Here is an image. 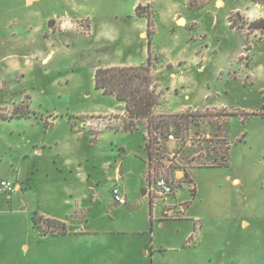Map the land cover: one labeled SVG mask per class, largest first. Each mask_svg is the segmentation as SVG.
I'll return each instance as SVG.
<instances>
[{
	"label": "rangeland",
	"instance_id": "374dc122",
	"mask_svg": "<svg viewBox=\"0 0 264 264\" xmlns=\"http://www.w3.org/2000/svg\"><path fill=\"white\" fill-rule=\"evenodd\" d=\"M188 1L40 0L24 7L0 0L3 23L21 24L36 12L46 19L34 43L16 45L22 72L4 74L9 48L0 42V80L6 79L0 115L24 116L0 120V177L26 183L37 172L33 190L16 193L10 203L13 193H1L0 264H132L126 256L142 246L163 250L147 264H264V30L237 16L249 9L264 16V0L256 8L253 0ZM149 17L160 93L154 115L184 116L159 138L151 136L147 119L132 125L125 103L121 109L95 84L99 68L147 63ZM34 50L40 61L29 64ZM144 148L149 166L177 182L174 195L157 201L153 230L150 183H142L144 164L136 156L146 157ZM120 149L130 204L112 211L102 167ZM78 162L96 165L103 181L98 201L89 195V230L70 225L71 232L89 233L39 235L35 211L64 212L51 197L64 200L74 186L57 169H75ZM149 173L150 167L148 180Z\"/></svg>",
	"mask_w": 264,
	"mask_h": 264
},
{
	"label": "crops",
	"instance_id": "0c3cea01",
	"mask_svg": "<svg viewBox=\"0 0 264 264\" xmlns=\"http://www.w3.org/2000/svg\"><path fill=\"white\" fill-rule=\"evenodd\" d=\"M20 3H22V5L24 7H31L33 5H35L38 1L40 0H19ZM193 0H189L188 3L189 5L192 3ZM223 2V4H225L224 0H221ZM1 5V2H0ZM140 5V4H139ZM138 5V6H139ZM137 6V7H138ZM224 6V5H223ZM259 7L260 5L258 3L253 2V7ZM136 7V8H137ZM194 8L191 10L197 11L199 10ZM1 9V8H0ZM10 9H8L9 11ZM250 9L247 10L246 13L243 12H237V14H240L241 17L245 18L246 21L249 22H256V21H260V20H264V16L263 15H257L255 13H253V16L250 15L251 12L249 13ZM1 12V11H0ZM8 14H10V11L8 12ZM232 15V14H231ZM178 15L175 14L174 18H176ZM183 19L185 20L186 23H189L188 20L183 16ZM53 20V19H51ZM183 21V20H182ZM4 19H1V14H0V42H4L7 46V48H9L7 50V52L5 53V56L3 57V64H4V74L5 75H9L10 72L12 71H16L17 73L22 72V70H20V60H19V55L16 52V45H18L19 43H34L35 40H37V36L39 37L41 35V32H43L44 30H46V19L45 17H42L40 13L37 14L34 13L33 16L29 17L25 20V22H22L21 24H17L16 20H11L10 18H8L5 23ZM184 24V21L183 23ZM261 30V29H260ZM143 32V31H142ZM140 32V36L142 37L143 33ZM264 35V33H263ZM264 39V38H263ZM41 52L40 50H34L33 52H31L30 55H28L27 57V62L29 64L33 63V60L38 62L40 61L41 58ZM47 60V58H43V62H45ZM3 72V71H2ZM24 77V74H21ZM2 79V78H1ZM6 80V79H5ZM4 79L3 81L0 80V86L1 88H3V90H5V85L4 83L6 82ZM119 107H121V109L125 108L124 103L119 102ZM212 109V108H211ZM2 121H10V119H0ZM80 137H83V134H79ZM96 144H98V142H96ZM144 146V145H143ZM114 150V149H113ZM120 151H122V153L118 154V158H114V159H110L108 162L104 163V166L102 167V171H103V177H106V179L108 180L109 185V192L112 198V211L117 210L118 208L122 207V206H129L130 204V200H129V190L127 188V171H125V161H126V157H125V150L124 149H120ZM144 152L146 153V157H141L140 155H136L138 156L143 164H144V170L142 171V183L144 185H146V188L148 187L149 184V180H148V170H149V162H148V154L144 148ZM38 153H42V150H38ZM2 158L3 156L0 155V164H2ZM87 163H91V159L88 158ZM80 162H78L79 164ZM77 167L74 168H70L68 169H57L58 172H60L62 174L63 177H65L64 180H68L67 177L68 175H71V181L72 184L74 182V186L71 187V189L68 190V195L66 199H62L61 201H57L60 199L61 196H58L56 194L52 195V199L56 200L55 205H59L61 208L65 207L64 212L59 213V212H52V211H47V210H43L40 211L37 210L35 212H38L41 216L45 217V218H49V219H55L58 221H62L64 223H66L67 225V229H68V233L66 235H49V236H54V237H67L70 234H87L89 233V231L86 232H80L79 229L76 230V232H71L70 231V225L72 224H82V226H84L85 230H89V226H90V222H91V216H92V204H89L91 199L89 200V198L92 195V193H95L96 196L93 197V201H98V192H99V188L102 184V180L99 176V172L97 169L96 165H93L90 168H84L82 166V163L78 165ZM92 165V164H91ZM33 176L29 177V179L27 180V182H20L18 180L11 181L10 180V175L5 174L4 176L0 177V180H7V181H11L13 182L15 185V192L12 194V196L8 195L7 197L8 199V203H10V198L11 200H13L14 195L16 193H23V192H28L30 190H33L34 186V180L36 177L37 172H33L32 173ZM49 176V175H47ZM50 177V176H49ZM238 179H235V181H237ZM239 181V180H238ZM120 184V186H122V188L125 189L126 192V198H127V203L124 205H119L117 203L114 202V199L112 197L111 194V190L112 187L116 184ZM77 186H82L81 189L78 191ZM144 191L147 193V189H144ZM90 193V194H89ZM143 194L144 197H147L148 195ZM4 196V194L0 193V197ZM149 198V202H150V223H151V228L154 227V216L153 213L156 211V206H157V201L154 202V200H152ZM88 202V207L85 206L86 202ZM59 202V203H58ZM139 200L136 201V203H138ZM186 205H182V207L184 208ZM67 207H71L70 210H67ZM79 216L82 217V220L79 221V219H77ZM161 222V221H160ZM190 236V235H189ZM47 237V236H44ZM28 249V248H27ZM137 251V252H136ZM157 251H163V250H155V249H149L148 247L142 246L141 248H138L135 250V254L133 253H129L126 256V262H130L132 264H136V261L141 262L142 264H147L146 262L149 261L150 257H153V255H155V253ZM165 251V250H164ZM143 255V256H142ZM143 257V258H142Z\"/></svg>",
	"mask_w": 264,
	"mask_h": 264
},
{
	"label": "trees",
	"instance_id": "16d2710c",
	"mask_svg": "<svg viewBox=\"0 0 264 264\" xmlns=\"http://www.w3.org/2000/svg\"><path fill=\"white\" fill-rule=\"evenodd\" d=\"M255 3H259V0H253ZM203 7L204 5L201 4ZM139 7L137 13H139ZM240 17V14H237ZM231 22V19H230ZM154 22L149 17L148 19V34H149V58L146 64L130 67H110L99 68L95 75L96 89L103 92L105 95L113 96L116 100L125 103L127 114L132 119L131 124H135L136 120L147 119L149 121L148 129L151 136L156 138L165 135V131H168L171 126L178 123L183 115L170 116L168 118L164 116L154 115V109L160 104V93L157 92L159 84L156 81L154 75V69L156 64L152 57V43L151 36L154 34ZM252 29L264 30V20L256 21L250 24ZM230 28L233 29V23L230 24ZM226 116H238V112L228 114ZM28 115V114H27ZM245 113L242 114L244 116ZM250 115V114H249ZM257 115V114H253ZM24 116L12 114L11 116L0 115V119H22ZM130 126L126 128L130 131ZM167 137V136H166ZM150 148V144L147 145V149ZM151 160V154L149 155ZM150 161V169H151ZM228 166V165H220ZM34 227L41 236L49 235H66L68 233L66 223L55 219H49L41 216L38 212H35L33 217ZM153 230V227H152Z\"/></svg>",
	"mask_w": 264,
	"mask_h": 264
},
{
	"label": "built area",
	"instance_id": "2783aa9c",
	"mask_svg": "<svg viewBox=\"0 0 264 264\" xmlns=\"http://www.w3.org/2000/svg\"><path fill=\"white\" fill-rule=\"evenodd\" d=\"M168 138L170 140H175L173 134H169ZM149 196L155 201L167 200L172 195H174L177 188V182L167 176L164 172H160L151 166L149 173ZM15 192V186L7 180H0V193L10 194ZM114 202L119 205H124L127 203V198L124 190L120 185H116L111 190Z\"/></svg>",
	"mask_w": 264,
	"mask_h": 264
},
{
	"label": "bare ground",
	"instance_id": "6f19581e",
	"mask_svg": "<svg viewBox=\"0 0 264 264\" xmlns=\"http://www.w3.org/2000/svg\"><path fill=\"white\" fill-rule=\"evenodd\" d=\"M183 22L181 21V24H182Z\"/></svg>",
	"mask_w": 264,
	"mask_h": 264
},
{
	"label": "water",
	"instance_id": "95a60500",
	"mask_svg": "<svg viewBox=\"0 0 264 264\" xmlns=\"http://www.w3.org/2000/svg\"><path fill=\"white\" fill-rule=\"evenodd\" d=\"M146 192L144 191V194H145Z\"/></svg>",
	"mask_w": 264,
	"mask_h": 264
}]
</instances>
